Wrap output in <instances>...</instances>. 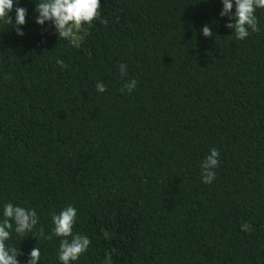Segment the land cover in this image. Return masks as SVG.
Returning <instances> with one entry per match:
<instances>
[{"label": "trees", "instance_id": "obj_1", "mask_svg": "<svg viewBox=\"0 0 264 264\" xmlns=\"http://www.w3.org/2000/svg\"><path fill=\"white\" fill-rule=\"evenodd\" d=\"M17 2L25 35L0 21V219L9 202L38 215L6 241L21 264L34 247L62 264L61 237L40 229L69 205L91 240L71 264H264V9L239 40L222 0H100L60 40L36 23L38 0Z\"/></svg>", "mask_w": 264, "mask_h": 264}, {"label": "clouds", "instance_id": "obj_2", "mask_svg": "<svg viewBox=\"0 0 264 264\" xmlns=\"http://www.w3.org/2000/svg\"><path fill=\"white\" fill-rule=\"evenodd\" d=\"M17 0H0V21L13 25L19 36H24L22 25L26 24L27 9L18 7ZM223 10L221 17H228L229 22L225 25L234 30L237 39L244 40L249 35V29L253 33H259V21L256 16V9H264V0H235V13L233 10V0H222ZM15 10V20L9 15ZM100 0H38L35 11L38 13L36 23L43 26L50 22L55 28L58 38L71 39L73 29L84 24H91L100 15ZM204 37L213 36L212 29L208 25L202 27ZM56 63L61 68H67L63 60H57ZM120 76L123 79L127 75V66L119 65ZM137 81L132 79L126 81L120 89L121 93L127 90L131 93L137 87ZM96 91L103 93L106 86L102 82L96 85ZM220 152L213 148L210 154L206 156L201 164L202 182L211 184L216 178L215 169L219 167ZM77 217L75 207L69 205L59 214H52L54 227L52 234L44 236L43 228L40 229V236L51 240L53 236L61 237L58 259L62 264H71L72 261L79 259L80 255L87 251L91 240L86 235L73 234V226ZM38 215L35 209H26L21 206L6 203L3 207V219H0V264H21L18 256L21 252L17 247L8 248L6 241L10 239L13 223L15 232L23 235L26 232H32L38 223ZM241 230L251 233L252 225L245 222L241 225ZM70 238V239H69ZM41 251L34 247L30 252V259L26 264H40Z\"/></svg>", "mask_w": 264, "mask_h": 264}, {"label": "rangeland", "instance_id": "obj_3", "mask_svg": "<svg viewBox=\"0 0 264 264\" xmlns=\"http://www.w3.org/2000/svg\"><path fill=\"white\" fill-rule=\"evenodd\" d=\"M74 31H75V29H74ZM76 38H77V36H76Z\"/></svg>", "mask_w": 264, "mask_h": 264}]
</instances>
